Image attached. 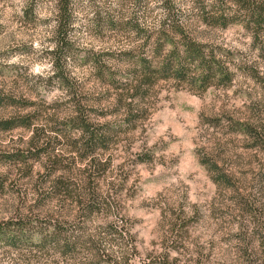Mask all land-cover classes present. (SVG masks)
Listing matches in <instances>:
<instances>
[{
  "label": "clouds",
  "instance_id": "9594fccd",
  "mask_svg": "<svg viewBox=\"0 0 264 264\" xmlns=\"http://www.w3.org/2000/svg\"><path fill=\"white\" fill-rule=\"evenodd\" d=\"M0 101V264H264V0H0Z\"/></svg>",
  "mask_w": 264,
  "mask_h": 264
},
{
  "label": "trees",
  "instance_id": "16d2710c",
  "mask_svg": "<svg viewBox=\"0 0 264 264\" xmlns=\"http://www.w3.org/2000/svg\"><path fill=\"white\" fill-rule=\"evenodd\" d=\"M157 51L159 52L160 49L158 48ZM190 55L196 59H203V49L200 47V46H194L191 48V52H190ZM175 57L177 62H179V57L177 55L176 52H173L170 54V56L168 57V59H171ZM146 61L144 60H141V64L145 65V75H147V68H146ZM208 61H205V65L207 66L208 65ZM211 63L213 64H218V61L215 60V57L212 58V61ZM171 67V65L167 62L163 63V65L161 67H158V68H154L152 70V75L155 76V75H163L169 68ZM218 76H224L225 74V69L224 67H219L217 73H216ZM205 80H207V78H205ZM25 120V119H24ZM24 120L22 121L24 123ZM21 122V123H22ZM20 123V122H19ZM79 124L81 125H84V122L83 121H80ZM11 125L8 124V123H5L3 125H0V127H3L5 129L9 128ZM87 129V131L90 132L91 134V137H92V140L88 141L89 144L92 143V141H98L100 144H104L105 142V138L101 135L98 134V131L99 130H92L91 128L87 127L86 125H84Z\"/></svg>",
  "mask_w": 264,
  "mask_h": 264
},
{
  "label": "rangeland",
  "instance_id": "374dc122",
  "mask_svg": "<svg viewBox=\"0 0 264 264\" xmlns=\"http://www.w3.org/2000/svg\"><path fill=\"white\" fill-rule=\"evenodd\" d=\"M109 79H111V76H110V75H109ZM0 102H2V101H0ZM22 121H23V120H21V121H19V122L21 123ZM22 124H24V125H29V121H28L27 119H25V120H24V123L22 122ZM74 126H75V125H74ZM37 135H38V136L41 135L40 130L37 131ZM49 147H51V146H49ZM39 151L42 152V151H45V149H40ZM38 154H39L38 152H37V153H32L33 156H38ZM18 158H19V160H20L21 162H23V163H26V162H27V159H28L23 153H21L20 156H19ZM58 162H59V161H58ZM93 163L95 164V161H93ZM27 166H28L29 169H31V167H32L30 164H28ZM40 179H44V177H43V176H40ZM49 179H50V177H49ZM68 187H70V185H68ZM2 188H3V185L0 184V189H2ZM9 227H11V225H9ZM17 227H21V228H23V227H26V225L20 224V225H17ZM4 231H5L4 226H3V225H0V233H3Z\"/></svg>",
  "mask_w": 264,
  "mask_h": 264
}]
</instances>
